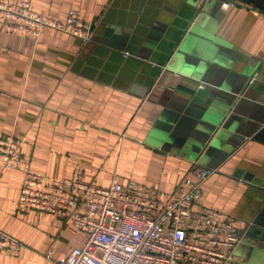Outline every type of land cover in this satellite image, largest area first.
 <instances>
[{
	"label": "crops",
	"instance_id": "crops-1",
	"mask_svg": "<svg viewBox=\"0 0 264 264\" xmlns=\"http://www.w3.org/2000/svg\"><path fill=\"white\" fill-rule=\"evenodd\" d=\"M8 1L61 21L76 9L92 25L88 42L0 33V134L20 140L31 169L68 178L80 166L100 187L115 176L169 192L197 161L215 169L200 203L242 235L235 264H264V0ZM22 179L0 161V230L22 244L0 264H57L86 232L19 211Z\"/></svg>",
	"mask_w": 264,
	"mask_h": 264
},
{
	"label": "built area",
	"instance_id": "built-area-1",
	"mask_svg": "<svg viewBox=\"0 0 264 264\" xmlns=\"http://www.w3.org/2000/svg\"><path fill=\"white\" fill-rule=\"evenodd\" d=\"M45 28L82 42L92 35V25L76 9L61 21L28 1L0 0V33L36 39ZM19 144L14 135L0 134V161L23 175L18 210L63 218L86 232L83 244L57 264H235L234 249L242 239L235 221L200 203L202 184L215 169L194 161L169 192L143 182L121 183L115 176L100 187L85 180L80 166L68 178L35 172ZM21 249L18 239L0 230V252L18 256Z\"/></svg>",
	"mask_w": 264,
	"mask_h": 264
},
{
	"label": "water",
	"instance_id": "water-1",
	"mask_svg": "<svg viewBox=\"0 0 264 264\" xmlns=\"http://www.w3.org/2000/svg\"><path fill=\"white\" fill-rule=\"evenodd\" d=\"M211 1V0H210ZM207 3V2H206ZM206 3H204L203 4V7H202V9L203 10H205L206 8L205 7H208L209 6V4H206ZM208 3H211V2H208ZM191 46V43L189 44V46H188V48ZM199 87V86H198ZM205 119L206 120H210L209 122H210V124L211 125H213V126H211V130H212V132H215V133H218V131L220 130L219 128H217V123L215 122V119L213 118V119H211V117H209V116H207V117H205ZM197 125V124H196ZM218 135V134H217Z\"/></svg>",
	"mask_w": 264,
	"mask_h": 264
}]
</instances>
